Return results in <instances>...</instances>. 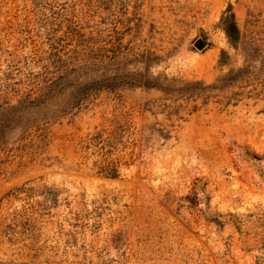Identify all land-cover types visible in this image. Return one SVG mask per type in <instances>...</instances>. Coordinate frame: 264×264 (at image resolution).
<instances>
[{"label": "rangeland", "instance_id": "374dc122", "mask_svg": "<svg viewBox=\"0 0 264 264\" xmlns=\"http://www.w3.org/2000/svg\"><path fill=\"white\" fill-rule=\"evenodd\" d=\"M0 264H264V0H0Z\"/></svg>", "mask_w": 264, "mask_h": 264}, {"label": "trees", "instance_id": "16d2710c", "mask_svg": "<svg viewBox=\"0 0 264 264\" xmlns=\"http://www.w3.org/2000/svg\"><path fill=\"white\" fill-rule=\"evenodd\" d=\"M231 9H232V6H230V10H229L230 15L222 19V23H223L222 28L227 36L229 43L235 46L237 45L239 41L240 32H239V28L236 22L235 13ZM163 81L167 83V86L163 85L162 79L159 77L144 76V74H141V73H138V74L130 73V74H126L124 77L111 79L110 82L114 83L111 85H117L116 83H124V84L126 83L131 87H144V88H150V89L159 88L162 92H166V93L169 91L172 92L174 89H177L176 85H178V83L180 82L178 80H170L168 78H164ZM181 83L187 87H190V86L196 87V88L207 87L205 83L201 81H195V82H182L181 81ZM105 87L114 88L113 86H110V85L109 86L106 85ZM86 95H87L86 91L84 90L77 93V96H76L77 100L75 101L74 105L80 103L82 99L86 97Z\"/></svg>", "mask_w": 264, "mask_h": 264}, {"label": "water", "instance_id": "95a60500", "mask_svg": "<svg viewBox=\"0 0 264 264\" xmlns=\"http://www.w3.org/2000/svg\"><path fill=\"white\" fill-rule=\"evenodd\" d=\"M194 46L198 49V50H201L203 51L206 46H207V42L203 39H199L195 44Z\"/></svg>", "mask_w": 264, "mask_h": 264}]
</instances>
